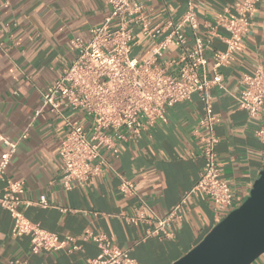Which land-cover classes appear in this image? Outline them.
I'll return each instance as SVG.
<instances>
[{"label":"crops","instance_id":"crops-1","mask_svg":"<svg viewBox=\"0 0 264 264\" xmlns=\"http://www.w3.org/2000/svg\"><path fill=\"white\" fill-rule=\"evenodd\" d=\"M151 26L169 18L178 19L189 0H142ZM203 33L214 20L233 12L242 0H191ZM106 0H0V135L17 143L6 167V176L20 180L22 197L37 201L44 194L51 206L31 205L24 215L42 228L59 236H80L85 230L104 233L112 242L129 250L136 264H172L183 256L225 215L215 210L209 197L200 191L191 194L182 221L173 226L172 238L147 236L155 227L151 220L163 216L181 194L195 183L203 167L199 135L203 102L197 94L189 101L167 109V121L157 123L141 137L118 144L111 155L102 151V173L90 186L77 182L65 190L58 183L62 170L59 158L64 122L48 109L39 115L40 92L69 66L76 55L69 40L79 36L87 40L92 29L108 14ZM218 32L226 36L221 28ZM188 47L191 30L184 28ZM138 30L132 41V56L146 60L155 41ZM226 44L216 37L205 52L209 59L214 50L224 51ZM178 46L172 43L162 59L176 57ZM264 71V0H258L251 24L243 34L234 59L219 69L222 87L211 86L213 112L218 117L214 133L220 177L232 189L236 204L248 196L264 165V106L258 117L251 118L238 106L236 95L243 74L256 68ZM172 68L170 71H173ZM211 61L207 78H211ZM71 119L80 116L68 109ZM26 134L25 137H22ZM5 147L0 143V154ZM134 185L135 194L119 191L121 179ZM3 184L0 183V192ZM143 215L149 221L130 222L127 217ZM13 218L0 210V264H87L98 253L97 246L80 242L81 249L32 254L29 237L12 235ZM251 264H264V254Z\"/></svg>","mask_w":264,"mask_h":264},{"label":"built area","instance_id":"built-area-1","mask_svg":"<svg viewBox=\"0 0 264 264\" xmlns=\"http://www.w3.org/2000/svg\"><path fill=\"white\" fill-rule=\"evenodd\" d=\"M106 1L108 14L92 29L90 37L87 40L79 36L70 38L69 43L76 55L69 66L40 92L41 105L34 115L48 109L64 122L65 133L58 152L62 170L57 181L65 190H70L77 182L85 186L95 182L105 164L103 150L116 154L119 143L141 137L157 123H165L168 108L189 101L193 94H197L204 105L200 128L205 132L199 135L203 167L193 186L183 192L163 216L151 219L155 227L146 234L169 239L174 236L173 226L182 221L186 204L195 191L209 197L215 210L225 211V215L240 204H236L232 189L221 179L217 166L215 146L218 138L214 127L219 119L213 112L209 89L215 85L222 87L219 69L234 59V52L251 24L258 0L236 2L233 12L226 8V14L216 18L201 34L191 0L178 19L169 18L154 26L149 23L142 0ZM185 27L192 34L188 47ZM219 28L227 35H221ZM137 30L150 38L163 33V37L152 46L150 56L141 62L132 56V41ZM216 37L222 38L226 49L212 51L208 59L205 52ZM172 43L178 46V56L162 59L163 52ZM208 60L211 61V78H207ZM172 68L174 70L170 71ZM236 100L249 117L261 114L264 106L262 68L243 74ZM63 109L78 114L80 118L65 116ZM256 134L264 137L261 129ZM0 143L5 147L0 154V183L3 184L0 210L8 211L13 218V236L29 237L30 253L73 252L81 249L80 242L90 241L97 246L98 253L89 258L87 264H136L128 249L116 246L104 233L87 229L80 236H59L29 220L23 213L24 208L31 205L45 208L51 204L44 194L37 201L22 197V182L8 178L5 173L17 143L2 135ZM119 191L126 196L135 194L134 185L123 178ZM127 220L149 221L143 215L127 217Z\"/></svg>","mask_w":264,"mask_h":264},{"label":"water","instance_id":"water-1","mask_svg":"<svg viewBox=\"0 0 264 264\" xmlns=\"http://www.w3.org/2000/svg\"><path fill=\"white\" fill-rule=\"evenodd\" d=\"M264 254V165L248 196L172 264H251Z\"/></svg>","mask_w":264,"mask_h":264}]
</instances>
